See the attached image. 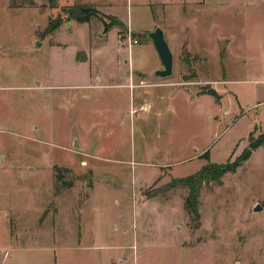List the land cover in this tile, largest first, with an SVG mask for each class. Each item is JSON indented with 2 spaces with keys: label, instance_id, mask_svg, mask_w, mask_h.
<instances>
[{
  "label": "rangeland",
  "instance_id": "rangeland-1",
  "mask_svg": "<svg viewBox=\"0 0 264 264\" xmlns=\"http://www.w3.org/2000/svg\"><path fill=\"white\" fill-rule=\"evenodd\" d=\"M56 5L0 0V248L11 227L25 246L58 248L61 264H264V145L200 185L197 218L180 183L209 163L234 162L264 133V0ZM70 5L145 36L129 53L117 26L66 21L60 9ZM59 15L63 24L47 34ZM153 27L173 70L153 85L133 77L148 107L89 87L100 73H127L128 59L154 70L157 52L145 46ZM53 210L56 238L41 240L40 219Z\"/></svg>",
  "mask_w": 264,
  "mask_h": 264
},
{
  "label": "crops",
  "instance_id": "crops-1",
  "mask_svg": "<svg viewBox=\"0 0 264 264\" xmlns=\"http://www.w3.org/2000/svg\"><path fill=\"white\" fill-rule=\"evenodd\" d=\"M103 13V12H102ZM104 15H107L105 13H103ZM109 16V15H108ZM83 24H88V23H83ZM68 26V25H67ZM154 29V27H153ZM132 29H130L131 31ZM133 31V30H132ZM149 32H152L153 30H148ZM135 34V31H133ZM145 46L150 47L152 45V42L150 39L147 40V42H145ZM76 56L75 55V61H76ZM91 53L89 54V57L87 59V61L91 62ZM158 56V55H157ZM128 62V65L130 66V68L128 69V72L120 74V75H116V73L114 74H103L100 73L99 76H96V81L97 84L93 85V86H89L92 88H109L110 89H114L115 91H113L112 94H114L113 98H115L116 102H123L124 100H126L128 98L132 99L133 102H135L136 104H138L141 107H148L147 102H145L147 100V98L145 96H143V93H147V90L145 92H142L143 89L142 87H138V88H134V87H130V82H132L134 84V79L133 77L136 76L138 77L137 82H145L146 84H150L153 85L151 83H155V81H153V79H151L152 77H157L155 75L156 72L160 71L161 69H163V66H161L159 58H158V63L156 64V68H154V70H152L151 72H147L146 68L144 66V63L142 61L141 57H138L135 60H127L124 61ZM126 64V63H125ZM103 75V76H102ZM104 79L105 82L104 84L101 83V80ZM136 82V83H137ZM162 84V83H160ZM159 85V84H157ZM151 86H147V88H150ZM169 90V89H168ZM169 92H171L172 94H178L180 95L181 92L180 90H177L176 93L173 92L172 90H169ZM162 95V94H160ZM160 96H158L159 98ZM193 97V96H192ZM191 98V97H190ZM192 99V98H191ZM147 105V106H146ZM77 143V142H76ZM52 186V185H51ZM46 210V209H45ZM54 210L53 212H50L49 214H46L45 216H43L40 219V223H39V228L42 229V225H45L47 223V227L48 230L46 231L47 234H45V232L43 230L40 231V238L39 239H44L48 240L49 242H51L52 240L54 241L56 238V230L53 229V225L54 224ZM39 220V219H38ZM45 220V221H44ZM11 227L8 229L7 232V236L5 239V243L6 245H4L3 247L0 248V264H30L31 260L33 259L34 256H36V258L39 259V257H42L43 259L46 260L45 257H43V254L47 255V258L49 260V262L52 264H61V257L59 254H57L58 248H53L51 246H47V248L41 249V248H33V247H29V246H25L22 243H19L17 238L18 235H12L11 237ZM44 235H48L47 238H44ZM25 236V234H22V236H20L19 238L22 239ZM47 242V243H49ZM59 250L62 251V248H59ZM44 251V252H43ZM40 253V254H39ZM42 253V255H41ZM86 254L88 255L89 252H86ZM39 255V256H37ZM49 263V264H50ZM37 264H41L40 263V259H39V263Z\"/></svg>",
  "mask_w": 264,
  "mask_h": 264
},
{
  "label": "trees",
  "instance_id": "trees-1",
  "mask_svg": "<svg viewBox=\"0 0 264 264\" xmlns=\"http://www.w3.org/2000/svg\"><path fill=\"white\" fill-rule=\"evenodd\" d=\"M28 5H32L33 0H26ZM58 0H47L50 7L52 9L57 8L56 2ZM61 15H65L66 21L73 20L80 23H89L93 19L99 20L103 23L106 28H112V26H117L120 33H127V29L124 27L123 23H121L118 19L113 16H106L102 14L96 7L86 6V5H70L64 6L60 9ZM61 15L57 16L55 19H50L49 24L46 29V33H52L56 31L64 21H62ZM133 37L139 36L143 38L145 35H138L135 33H131ZM208 93L210 95L215 96V92L213 90H209ZM248 146L241 152V154L237 157L234 162L225 163V165H218L209 163L208 165L202 167L198 171L194 173L193 176L188 177L186 179H181L180 183H182L185 187L188 188L189 194L185 199L184 207L187 210V213L192 218L198 217V206L197 199L199 196V188L204 181H207L210 177L214 176H223L225 173L230 172L233 173L236 171L238 167L241 166L242 163L246 162L251 156L252 152H254L258 147L264 145V133L261 134L256 139H251L248 141ZM203 157L207 159V153L203 154Z\"/></svg>",
  "mask_w": 264,
  "mask_h": 264
},
{
  "label": "water",
  "instance_id": "water-1",
  "mask_svg": "<svg viewBox=\"0 0 264 264\" xmlns=\"http://www.w3.org/2000/svg\"><path fill=\"white\" fill-rule=\"evenodd\" d=\"M148 37L152 42L154 50H156L159 61L163 69L156 72L155 75L161 78H167L172 75L173 70V55L171 50H169L167 41L165 39L164 34L160 28L154 29L152 32L148 33ZM74 146H77L76 142H74ZM261 210V206L258 205L254 208V212H258Z\"/></svg>",
  "mask_w": 264,
  "mask_h": 264
},
{
  "label": "built area",
  "instance_id": "built-area-1",
  "mask_svg": "<svg viewBox=\"0 0 264 264\" xmlns=\"http://www.w3.org/2000/svg\"><path fill=\"white\" fill-rule=\"evenodd\" d=\"M118 40L120 44L126 48L127 51L130 53V49L133 45H137L138 41L135 39L132 35L131 32H127V34L120 35L118 34Z\"/></svg>",
  "mask_w": 264,
  "mask_h": 264
}]
</instances>
